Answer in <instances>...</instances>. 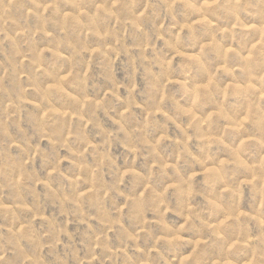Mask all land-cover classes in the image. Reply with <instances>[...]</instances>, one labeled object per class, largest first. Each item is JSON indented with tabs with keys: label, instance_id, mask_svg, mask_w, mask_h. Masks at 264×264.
<instances>
[{
	"label": "rangeland",
	"instance_id": "374dc122",
	"mask_svg": "<svg viewBox=\"0 0 264 264\" xmlns=\"http://www.w3.org/2000/svg\"><path fill=\"white\" fill-rule=\"evenodd\" d=\"M0 264H264V0H0Z\"/></svg>",
	"mask_w": 264,
	"mask_h": 264
}]
</instances>
